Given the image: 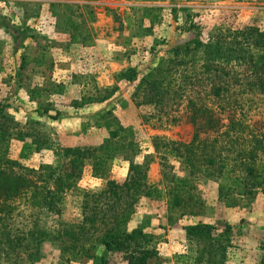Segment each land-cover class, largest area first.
I'll use <instances>...</instances> for the list:
<instances>
[{
	"label": "rangeland",
	"instance_id": "obj_1",
	"mask_svg": "<svg viewBox=\"0 0 264 264\" xmlns=\"http://www.w3.org/2000/svg\"><path fill=\"white\" fill-rule=\"evenodd\" d=\"M259 33L264 0H0V106L7 105L3 112L13 132L7 156L15 170L34 180L41 165L60 172L71 160L61 148L97 146L119 127L124 130L116 138L131 141L135 150L109 159L104 175L83 165L60 192L56 209L35 205L29 192L10 200L8 212H0V264H126L117 252L99 262L104 250L93 230L78 229L93 207L105 209L98 193L108 179L125 181L131 161L147 163L151 194L130 201L126 227L148 234L146 245L157 253L149 264H207L194 259L199 245L183 229L197 222L216 226L217 233L233 227L223 264H260L264 188L221 190L217 171L225 164L243 176L238 161L250 158L255 142L264 144ZM196 39L222 45V56L207 70L200 49L175 57L177 46L194 50ZM41 48L46 56L39 66L31 57ZM23 53L30 61L20 68ZM159 65L165 66L158 77L165 92L149 102L150 87L142 81ZM130 68L135 77L122 78ZM33 89L39 97H30ZM42 105L61 114L53 119ZM203 107L219 118L216 127H202ZM171 140L194 143L199 162L213 158L216 167L193 172L168 153ZM35 182L55 191L52 179ZM174 195L189 203L173 205ZM76 236V244L91 246L96 258L72 257L68 248Z\"/></svg>",
	"mask_w": 264,
	"mask_h": 264
},
{
	"label": "trees",
	"instance_id": "obj_2",
	"mask_svg": "<svg viewBox=\"0 0 264 264\" xmlns=\"http://www.w3.org/2000/svg\"><path fill=\"white\" fill-rule=\"evenodd\" d=\"M15 38L17 39L19 36L17 35ZM260 39L264 46V33L260 34ZM194 41L196 42L194 50H191L188 44L184 47L177 46L174 49L175 57L180 53L186 56L191 51L200 49L198 57L203 60L207 70L222 56V45L220 42L208 41L207 43H202L197 39ZM45 56L46 51L41 48L38 53L31 57V61L36 65H43L45 63ZM259 60V62L257 61L258 64H256L259 65L260 74L264 78V52H261ZM29 61L27 54L23 53L20 68L25 67ZM164 67L159 65L151 69L142 81V85L150 87L148 89L149 98L147 99L149 102L155 101L156 98L161 99L162 94L165 92V89L161 85L162 81L158 78ZM120 76L127 80H132L135 77V70L130 68L128 72L121 73ZM260 85H264L262 81ZM30 93L31 98L39 97L40 95L35 89L30 90ZM5 106H0V212H8L10 209L9 201L22 194H28V192L35 205L56 209L57 200L60 199V192L71 185L72 180L79 174L83 165L89 164L95 174L104 175L109 159L119 158L121 155L129 157L135 151L131 141L126 142L116 138L118 133L124 130L122 127L109 131L108 137L97 146L61 148L62 155L65 158H71L69 166L66 165L60 172H57L52 166L46 164L41 165L38 170L33 172L36 175L35 180L38 178H42L43 181L52 179L55 191L42 190L37 186L32 176L15 170L16 161L11 160L7 156L13 132L9 123L10 118L3 112ZM41 107L43 108V113L53 119L61 114L59 110H55L54 114H49L50 108L47 105H42ZM199 110L202 112V115L205 114L206 118L205 126L202 127L210 126L213 128L219 124V118L214 116L210 110L205 107ZM199 129L204 128H200L199 126ZM22 135V133L17 134L19 138H23ZM196 137L197 134L194 139ZM255 143L256 145H254L249 158L250 161L249 159L238 161L239 168L243 171V176L231 174V170L225 164L217 166L221 190L225 187L227 190L236 189L238 194H248L256 188H264V144L258 141ZM165 145L166 149L169 150L168 153L179 158L181 163H185L193 172L196 166L200 170L202 166H205V172L209 171V167H216V162L213 158H209L204 164L199 162L197 156L198 147L194 143L185 144L171 140L166 142ZM146 168L147 163L138 164L131 161L129 174L125 181L119 183L108 179L105 188L98 193L100 197L106 199L104 202L105 209L93 207L91 214L84 216V223L80 225L78 230L82 234L93 230L97 244L101 245L104 250L98 259L99 262L107 260L106 252L111 254L116 252L121 253L126 264H149L152 258L157 255L153 248L146 245L148 243V234L146 232L138 227L130 230L126 227L133 212V202L130 201L133 200L135 195L141 193L145 195L151 194L150 187L146 183ZM174 186L177 187L175 184ZM188 198L182 200L179 196L174 195L173 205H183L184 203L187 205L189 203ZM123 199L127 204L124 203ZM192 214H195V212H192ZM2 219V216H0V221ZM97 221H99L98 225ZM86 223L89 226L86 227ZM232 228L230 224H227L217 233L218 228L210 223L197 222L185 225L183 229L186 237L194 240L199 245L194 259L197 262L205 261L207 264H223L225 243L230 239ZM79 232L73 233V235H81ZM3 235L6 236L5 239L10 244L14 241L17 243L18 241V239L10 238L6 233H3ZM72 238L75 242H72V246L68 250H71L73 258L83 255L92 257L93 259L96 258V254L91 252V246L90 248H85L80 244H76L78 241L77 236L76 238ZM75 245L79 247L78 250H75ZM260 264H264V255L260 259Z\"/></svg>",
	"mask_w": 264,
	"mask_h": 264
}]
</instances>
